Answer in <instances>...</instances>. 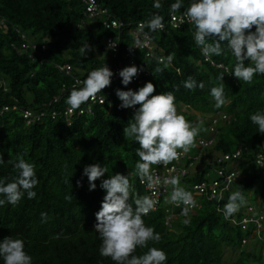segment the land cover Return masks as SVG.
Segmentation results:
<instances>
[{
  "label": "trees",
  "instance_id": "1",
  "mask_svg": "<svg viewBox=\"0 0 264 264\" xmlns=\"http://www.w3.org/2000/svg\"><path fill=\"white\" fill-rule=\"evenodd\" d=\"M204 1L198 4L208 18L197 27L200 10L187 0H96L108 21L143 22L152 55L144 56L146 47L134 52L142 71L135 110L122 75L103 84L110 105L78 113L93 88L87 76L99 77L115 59L100 40L118 37L125 51L131 25L105 27V15L89 16L83 0H0V107L15 106L0 114V264H264V222L255 233L252 220L264 204L263 167L254 163L264 144V0ZM170 4L196 18L173 25ZM156 23L163 27L152 29ZM64 63L67 73L57 67ZM74 77L81 85L59 96ZM68 98L76 111L66 119L59 112ZM24 108L43 115L27 122ZM214 115L215 142L200 146ZM172 117L181 132L165 139L161 126ZM141 136L155 150L146 158L151 167L172 163L174 149L202 162L200 172L175 183L177 193L163 195L165 205L163 197L146 213ZM240 144L248 148L234 159L242 177L219 200L201 192L200 206L190 209L194 185L208 186L215 175L205 160ZM229 160L214 167L229 172ZM253 187L259 202L243 206ZM243 217L252 219L240 223ZM225 249L234 256L227 262Z\"/></svg>",
  "mask_w": 264,
  "mask_h": 264
},
{
  "label": "built area",
  "instance_id": "2",
  "mask_svg": "<svg viewBox=\"0 0 264 264\" xmlns=\"http://www.w3.org/2000/svg\"><path fill=\"white\" fill-rule=\"evenodd\" d=\"M163 1V0H162ZM200 0H187L189 7L193 9H199L201 17L199 19V23L197 27H200L201 24L208 18L206 14L203 13L202 6L198 4ZM85 3V11L88 13L89 16H97V15H105V21L103 25L105 27H117L118 29H125V26L131 25L128 28L129 34H131L134 38L133 43L130 47H128L125 51L120 50V42L117 40L118 37H114L112 35L105 36L103 39L100 40V43L104 45L105 48L108 49L109 55L114 59L112 63H106L104 68L101 70V75L97 77L94 73H90L87 76V80L93 84L92 91L88 95V102L85 107H80L77 109L78 113H82L84 111H90L91 105L93 103L103 104L105 101H108V104H111V100L108 97L109 91L104 89V83L108 84L111 82H115L117 79L121 78L122 75H125L124 80L126 84H128L127 91L125 92L124 98L130 101V108L135 110V100L137 96L136 86L142 80L141 78V63L134 58V52L138 48L146 47L148 50L145 49L144 56H151V46H149L150 42V34L149 30L144 28V23L141 21L138 22H124L123 20L119 19H110L107 20L109 16L107 9L100 8L97 5L96 0H83ZM205 0L203 3H206ZM170 12H169V22L173 25H176V22H181L183 20L189 22L193 21L196 18L195 12L187 13V11H179L180 8L177 5L170 4ZM163 27L162 23L154 24V30L161 29ZM158 60L161 61L162 57H158ZM221 66V64H219ZM59 69H64L66 73L71 69V65L68 63H64L61 65H57ZM81 79L74 77L73 82L71 83V87H67V85L62 84L61 88L59 89V96L65 95L64 93L70 88H76L81 85ZM59 96H55L52 98V102L57 101ZM75 104L72 99H69L63 110L59 113L62 114L63 117L66 119L70 118L74 111H75ZM10 108H15V106H9L3 104L0 107V114L8 111ZM51 116H55L58 114L55 110L50 111ZM23 117L26 119L27 122L35 119L38 120L43 112L39 114H33L32 111L28 108L22 109ZM217 117L212 119V123L209 125V133L210 135L206 138H198L197 142L200 146L210 145L213 141L212 134L215 133L214 123L216 122ZM145 146L144 157L145 161L141 168L143 169V176L140 178V182L144 184V187L147 189L148 196L150 198V204L148 208L155 209L159 202L160 198L172 191V182L175 178H182L189 174L190 168L193 166L194 161L197 159L198 156H193L187 154L185 151H174L172 153V163L168 164L167 161L161 160V166H154L151 167L148 164L147 159L149 158L153 152L152 147ZM247 147L239 146L233 153L231 154H223L218 156L213 160L212 170L215 175H213L211 181H209V185L206 186L204 182L200 184L194 185V188L197 192H205L208 193L210 198L221 196V193L226 190L229 186V183L233 180L235 175V171L231 170L229 172H225L223 167H219L217 165L214 167V163H221L230 158H236L241 155L242 151ZM185 158L186 162H181V159ZM254 162L258 167H263L262 174L264 175V151H259L254 156ZM221 178V180H219ZM188 202V201H187ZM193 205L192 202L189 203L187 206L191 208ZM146 211V209H143ZM182 215H186V210H183ZM248 220H251L249 218ZM256 223V228L260 227L261 223L264 222V212L259 213L254 219H252Z\"/></svg>",
  "mask_w": 264,
  "mask_h": 264
},
{
  "label": "clouds",
  "instance_id": "3",
  "mask_svg": "<svg viewBox=\"0 0 264 264\" xmlns=\"http://www.w3.org/2000/svg\"><path fill=\"white\" fill-rule=\"evenodd\" d=\"M101 44V43H100ZM92 73V72H91ZM120 79V78H119ZM118 80V79H117ZM116 80V81H117ZM115 81V82H116ZM124 95H125V92H124ZM70 98H68V100H69ZM68 100L65 102V105L67 104V102H68ZM110 105V104H109ZM65 107V106H64ZM63 107V108H64ZM75 107V106H74ZM63 110V109H62ZM75 111H76V109H75ZM215 117H217V116H212L210 119H211V122H210V124L212 123V119L213 118H215ZM218 120H219V117H217V120H216V122L213 124L214 125V127H215V133H213L212 134V136H213V141H212V143L211 144H213V142H215V137H216V134H217V128H216V125H217V122H218ZM209 124V125H210ZM210 135V133H209V130H208V132H207V135H206V137L207 136H209ZM140 139L142 140V144H143V151H142V153L144 154V151H145V146L144 145H146V143L144 142V138H143V136H141L140 137ZM242 144H240V145H238L236 148H235V150L239 147V146H241ZM243 146V145H242ZM263 146H264V144H263ZM263 146H262V150L261 151H264V148H263ZM245 147V146H244ZM248 149V148H247ZM159 150V149H158ZM234 150V151H235ZM153 151H155L154 150V148H153ZM174 151H180V150H178V149H174L173 150V152ZM185 151V150H184ZM233 151V152H234ZM172 152V153H173ZM232 152V153H233ZM187 153V152H186ZM187 154H189V155H192V154H190V153H187ZM223 154H226V153H220V152H217V153H214L213 155H212V157H210L209 159H208V157L209 156H206V158L208 159V160H205V161H208V163L210 164L211 163V165L213 164V160L215 159V158H217L218 156H220V155H223ZM227 154H231V153H227ZM154 155H155V153H154ZM194 156V155H193ZM196 156V155H195ZM240 156V155H239ZM238 156V157H239ZM201 158H199L198 159V165H196V161H194V163H193V166L190 168V170H189V174H191V173H193V172H200V170H202L201 169V167H202V162H201V160H200ZM235 158H230V160L229 159H227V160H229L230 162H229V165H230V168H231V170H234L235 171V175H234V177H233V179H235V178H237V175H238V172H237V162L234 160ZM164 160V159H163ZM255 163V162H254ZM256 165V164H255ZM236 167V168H235ZM208 174H209V171H205V173H204V176L205 177H210V176H208ZM183 178V177H182ZM182 178H180V179H178V178H175L174 180H173V182H172V187H171V189H172V191L170 192V193H173V194H175V193H177V191H179V188H178V185H179V183H178V185H176L175 186V183L176 182H179ZM225 191V190H224ZM223 191V192H224ZM223 192L221 193V195L223 194ZM206 194V193H205ZM207 196H208V193L206 194ZM194 196L196 197V201L195 202H192V203H195L196 205H195V207H198V206H200V204H201V202H200V197H201V193H199V192H196L195 194H194ZM149 197V196H148ZM164 196H162L161 198H160V202H159V204H158V206L155 208V209H150V208H148V206H149V204H150V198H149V203L146 205V206H143V207H141V211L142 212H144V213H146V212H149V211H156L158 208H159V205H160V203H161V199L163 198ZM221 197V196H220ZM220 197L219 198H217V197H212V198H210L209 196H208V199H210V200H212L213 198H217V200H219L220 199ZM189 198H191V197H188L187 199H189ZM166 197H164V200H163V205H165L166 204ZM257 203L259 202V201H256ZM161 203V204H162ZM263 208L262 209H260L259 211H258V209H257V211L259 212V213H261V212H264V204H263V206H262ZM192 208V207H191ZM190 208V209H191ZM143 209H146V211H143ZM247 209H248V212L250 211H252V207L249 205L248 207H247ZM217 210L218 211H221V214L223 215V216H225V218L226 219H228L229 221H231L232 223H236L237 221L235 220V218L234 217H228V215H227V213L223 210V209H220L219 207H217ZM189 215V214H188ZM188 215H187V212H186V215L184 216L183 215V217H185V219H187L188 218ZM173 216V214L170 212V213H168L166 216H165V219H164V221H165V223L167 224V222H168V220L169 219H171V217ZM248 217V216H247ZM247 217H243V218H241L240 219V223H245L246 221H247V219H249V218H247ZM252 219V218H251ZM256 224V223H255ZM102 228L103 229H105V228H107V229H111L112 228V224H104V225H102ZM258 228H256V226H255V228H254V232L256 233V232H258ZM247 241H248V239H247ZM243 242H244V240H243Z\"/></svg>",
  "mask_w": 264,
  "mask_h": 264
},
{
  "label": "rangeland",
  "instance_id": "4",
  "mask_svg": "<svg viewBox=\"0 0 264 264\" xmlns=\"http://www.w3.org/2000/svg\"><path fill=\"white\" fill-rule=\"evenodd\" d=\"M183 107L182 105L179 106V108ZM139 119H141V117H139ZM169 120L171 121V124H167L165 123L164 125L161 126V128L163 130H165L167 132V134L165 133V139L167 138H170L171 134H173L174 136H178L179 135V132L180 131V126H176V125H179V124H176L175 121H174V118H169ZM191 122L187 123V124H190ZM176 126V127H175ZM195 126V123L192 124V127ZM161 147L162 149L164 148L163 147V143L161 142ZM242 174L241 172L238 173L237 177H242ZM212 175V172H209L208 176H211ZM255 186V185H254ZM255 189V187H253L250 191H249V195L247 196L246 200L242 203L243 206H246L252 202H256V201H259V196L258 195H254V192L253 190ZM252 244H254V240H248L247 241V247L246 249H250L252 248ZM232 251L230 250H227L225 249L224 251V255H223V259H224V262H227V261H230L231 258H233L234 256H232Z\"/></svg>",
  "mask_w": 264,
  "mask_h": 264
},
{
  "label": "crops",
  "instance_id": "5",
  "mask_svg": "<svg viewBox=\"0 0 264 264\" xmlns=\"http://www.w3.org/2000/svg\"><path fill=\"white\" fill-rule=\"evenodd\" d=\"M263 148H264V146H263Z\"/></svg>",
  "mask_w": 264,
  "mask_h": 264
}]
</instances>
